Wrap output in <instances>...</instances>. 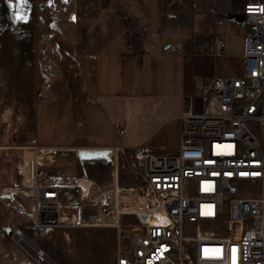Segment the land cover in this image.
I'll list each match as a JSON object with an SVG mask.
<instances>
[{
  "label": "built area",
  "instance_id": "built-area-1",
  "mask_svg": "<svg viewBox=\"0 0 264 264\" xmlns=\"http://www.w3.org/2000/svg\"><path fill=\"white\" fill-rule=\"evenodd\" d=\"M239 12L243 71L206 81L202 110L180 119L178 151L143 155L114 147L118 222L91 227L116 230L115 264H264V0H241ZM225 48L217 35L208 51L221 58ZM185 104L193 111V98ZM46 150L53 158L76 151ZM46 166L37 163L33 210L15 207L30 221L31 236L12 225V241L32 264H56L38 244L52 230L88 227L73 220L82 218L83 186L61 184L64 174ZM122 171L130 182L121 180ZM139 216L140 223L122 224V217Z\"/></svg>",
  "mask_w": 264,
  "mask_h": 264
},
{
  "label": "crops",
  "instance_id": "crops-1",
  "mask_svg": "<svg viewBox=\"0 0 264 264\" xmlns=\"http://www.w3.org/2000/svg\"><path fill=\"white\" fill-rule=\"evenodd\" d=\"M230 6V0H72L73 9L65 10L61 21L70 26L72 36H77L67 35L70 37L66 41L53 39L48 46H43L40 38L35 40V51L40 60L37 77L39 83L41 78H45L44 89L50 92V97L41 96L43 86L39 89L35 86L33 91L27 88L26 75L18 77L19 85H23L19 90V99L25 101L33 92L35 100L33 118L28 124L30 130H24L31 134L27 141L29 139V143L43 149L39 153L32 147L23 150L26 158L23 167L25 183H33L35 163L53 161L49 155L51 152L46 149H74L79 153V156L74 153L77 159L82 156L80 162L81 159L87 161L83 169L86 177L76 178L74 184L70 185L79 182L87 193L98 197L99 209L103 213L107 212L104 206L114 209L115 187L112 184L108 187L98 185L103 180L107 183L99 168L106 166L103 159L116 160L114 147L120 144L139 150L143 155H165L149 145L156 138L166 137V127L180 133L181 117L202 110L206 81L213 77L242 73L245 19L239 12L241 3L237 9ZM211 10H214L213 14ZM93 17L95 21L89 22V18ZM217 35L225 38V55L221 58L210 55L208 51ZM9 47L6 45L8 52ZM38 47L44 48L39 50L40 54ZM19 48L18 43L17 55ZM44 52L54 58L56 67L64 64L62 75L46 79L42 73V69L46 68L42 64ZM51 60H48L50 64ZM62 77L79 80L81 94L76 95L70 88L73 81L65 79L64 83L69 87L62 91L65 95L62 97L57 82L51 84L52 80ZM113 97L120 100L112 102V109L116 116L120 110L123 127L117 133V144L90 145L83 141L80 145L49 146L41 144L35 137L37 113L47 107L57 112L54 104H61L60 111L66 105L69 114L77 115L89 109L102 111V107L105 108L103 100H112ZM187 98L195 101L193 111L185 104ZM41 102H45V106H41ZM75 108L78 111L75 112ZM120 131H124L122 135ZM143 131L144 137L141 136ZM64 174H67L66 171ZM116 177L115 168L114 180L110 183L114 184ZM91 183L97 185L98 189H94ZM30 192L21 188H0V264H30L26 253L11 239V226H17L16 221L21 218L27 221L31 231L26 233L23 228L17 227L30 236L32 234L30 221L15 208L33 210ZM103 217L107 216L100 214L91 220L78 219L75 222L84 226L102 225ZM66 235L77 237L76 234ZM57 236L56 230L49 234L53 243V238L59 241ZM39 244L44 249L49 242L44 238ZM115 261L116 258L112 260L113 264Z\"/></svg>",
  "mask_w": 264,
  "mask_h": 264
},
{
  "label": "rangeland",
  "instance_id": "rangeland-1",
  "mask_svg": "<svg viewBox=\"0 0 264 264\" xmlns=\"http://www.w3.org/2000/svg\"><path fill=\"white\" fill-rule=\"evenodd\" d=\"M240 3L241 0H230L231 6L229 8L237 9ZM67 9H73L72 0H0V188L18 189L24 187L23 167L24 164L26 165L24 161L26 158L23 150L36 147L34 143H29V139L27 141L28 135H31L27 131L30 130L28 124L33 118L35 100L33 99V92L26 97L25 101L19 99V90L20 87L23 88V85H19L18 77L21 74L26 75L28 80L26 86L31 90L35 86L37 89L42 86L43 89L45 88V78H41V83H39L37 77L40 72V60L35 51V40L40 38L42 45L46 46L53 39L66 41L68 37L72 36L70 26L61 21V17ZM88 21H95L94 17L89 18ZM82 25L83 23H81ZM76 36L72 37L75 38ZM18 43L20 46L19 55H17ZM6 45L10 46L9 52ZM37 49L39 52L44 48L38 47ZM42 56V64L46 67L42 69V73L46 75V79L51 80L54 76L62 75L64 64H58L59 66L56 67L54 58L49 57L47 52L42 53ZM49 59H52V64L48 61ZM65 79L62 77L51 81L52 85L57 82L62 97L65 96L62 91L68 90L66 86L69 87V84L64 83ZM66 80L68 82L73 81L70 82V88L76 95H80L79 80H72L71 77ZM50 95V92L47 93L45 89L41 93V96L47 99ZM111 99L103 100L105 108L102 107V111L89 109L77 115L69 114V110L66 111V105L63 111H60L61 104H54L57 112L51 111L47 107L46 110L37 113L35 137L41 144L49 146L80 145L83 144V141L90 145H115L118 142L117 133L123 127L120 120V110L116 116L112 109V102L115 100L120 102V100L115 97ZM35 104L38 108V102ZM41 106H45V102H41ZM76 111L78 108H75ZM24 114L25 116H23ZM25 129H27L26 132H24ZM165 130L167 132L166 137L164 139L156 138L149 146L164 152V154L173 155L180 147V133L178 130L170 129V127H166ZM144 134L143 131L141 136L144 137ZM74 153L76 151L72 155L70 154V157L58 156L57 158H53L52 153H50L53 161L46 162L48 165L46 167L55 174H64L66 171L67 174L61 178L64 179L61 181L63 185L74 184L76 178L86 177L83 169H85L87 161L81 159L82 162H80L79 159L82 156L77 159ZM77 155L79 156V153ZM103 160L106 162L104 164L106 166L101 165L99 172L107 183L103 180L98 182V185L112 186L113 183H110L114 180L112 163L108 162L109 159L107 158ZM65 177L67 178L65 179ZM121 178L126 183L131 180L127 171L121 172ZM91 186L98 189L94 183H91ZM84 196L81 210L82 219L90 220V218L99 216L100 201L98 197L91 196L86 191ZM104 207L106 208V206ZM104 207L103 209L106 210ZM143 219L142 216L122 217V224L129 227L131 224L142 222ZM16 224L23 228L26 233L31 231L27 221L23 218L17 220ZM56 231L59 241L57 242V239L53 238V243L46 239L49 244L44 245V250L56 264H60V262L66 264H113L112 260L117 256L118 242L114 228L88 226ZM66 233L76 234L77 237L74 238L71 235L69 237ZM40 240H38V244ZM29 259L30 264H32L30 257ZM48 264H53V262L50 261Z\"/></svg>",
  "mask_w": 264,
  "mask_h": 264
},
{
  "label": "bare ground",
  "instance_id": "bare-ground-1",
  "mask_svg": "<svg viewBox=\"0 0 264 264\" xmlns=\"http://www.w3.org/2000/svg\"><path fill=\"white\" fill-rule=\"evenodd\" d=\"M22 22V21H21ZM36 149V153H39V152H41L43 149H37V148H35ZM114 150H115V148H114ZM48 151V150H47ZM49 152V151H48ZM115 152H116V150H115ZM111 163H112V161L114 162V163H112V166H113V174H114V169L116 168V160H109ZM38 163V162H37ZM37 163H35L34 165H35V170H34V180H33V183L32 184H30V185H28V184H26L25 183V179H24V187L23 188H21V189H26V190H30L31 191V186H33V185H35V183H36V170H37ZM105 208V207H104ZM106 210H107V212H105V213H103V211L102 210H100V214H102V215H106L107 217H103V219H102V221H103V224H110V223H113V224H116L117 222H118V218H117V215H116V213H115V211H114V209H110V207L109 206H106V208H105ZM102 212V213H101ZM99 214V215H100ZM109 215V216H108ZM113 217H115V218H113ZM80 220V219H82V218H78V217H75L73 220H74V222L76 221V220ZM76 223V222H75ZM102 224V225H103Z\"/></svg>",
  "mask_w": 264,
  "mask_h": 264
}]
</instances>
